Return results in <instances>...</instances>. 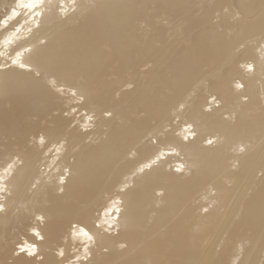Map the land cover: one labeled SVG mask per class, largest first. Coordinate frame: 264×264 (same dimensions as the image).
<instances>
[{
  "label": "bare ground",
  "instance_id": "bare-ground-1",
  "mask_svg": "<svg viewBox=\"0 0 264 264\" xmlns=\"http://www.w3.org/2000/svg\"><path fill=\"white\" fill-rule=\"evenodd\" d=\"M182 1L0 0V138H12L24 148L17 159L7 155L0 166V194L9 192L0 200V236H12L0 245V264H154L164 246L165 264L193 258L195 250L187 243L203 238L217 207L212 182L244 178L260 154V147L236 134L245 124L255 131L241 118L256 102L264 107V89L255 90L256 76L264 73V42L258 56L240 60L242 65L229 62V72L211 88L216 96L207 94L187 108L191 120L152 142L124 113L138 105L145 117L161 116L197 72L210 73L223 61L214 35L191 38L174 57V51L161 49L156 32L146 38L134 33V22L148 5L157 13ZM257 4L263 7L264 0ZM147 59L152 61L139 72ZM126 81L123 101L111 105L114 113L105 117L102 112L110 107L102 100L114 84ZM166 84L174 94L163 97ZM42 115L49 117L42 126L28 119ZM70 120L84 128L111 129L106 139L85 142ZM129 139H138L141 150L126 159L130 148L123 146ZM79 141L83 148L78 151L72 147ZM48 146L62 153H54L60 154L55 160L52 155L45 167L54 164L55 170L51 166L45 174L35 153ZM121 151L131 174L114 190L111 165ZM212 189L214 194L205 195L211 207L203 213L207 203L201 194ZM148 203L151 213L144 215L141 206ZM93 204L96 213L89 209ZM246 212L245 222L255 225L264 214V196ZM35 215L43 218L41 225ZM191 220L197 221L195 236Z\"/></svg>",
  "mask_w": 264,
  "mask_h": 264
},
{
  "label": "rangeland",
  "instance_id": "rangeland-1",
  "mask_svg": "<svg viewBox=\"0 0 264 264\" xmlns=\"http://www.w3.org/2000/svg\"><path fill=\"white\" fill-rule=\"evenodd\" d=\"M257 3H259V0H183L176 8H162L157 13L153 6L148 5L145 8L143 15L134 22V33L137 36L146 38L151 32H156L158 41L162 43L161 49L163 51H174V57H176L189 45L191 38H196L202 33L214 35L218 37L219 48L223 52V61H221L219 68L211 70L210 73L204 70L201 74L197 72L195 74L197 76L192 77L184 88L177 91L176 94L169 90L167 84L163 86L161 88V96L165 97L164 94L170 93L174 94L172 99L173 97L175 98L170 105L163 109L161 116L153 113L145 117L144 110L138 105L133 106L130 114L127 112L129 115L124 113V117L131 121L129 123L142 126V136L144 138L155 142L156 136H160L162 132L167 129L177 128L185 119L191 120L190 115L186 112L187 108L193 102L204 99L207 94L213 93V96H216V93L212 92L211 88L218 76L229 72V62L234 61L239 65L241 64L240 60L244 58L246 60L258 56L259 46L264 42V6L259 8ZM73 9L74 7L71 6L67 13H72ZM149 61H152V59L141 62L138 71L140 72L142 69L147 68L150 64ZM132 80L136 79L132 78ZM127 83L126 81L125 85L120 87L117 83L114 84L105 100H102L103 105L110 107L118 101H123L124 97L120 96L121 89L126 88L128 86L126 85ZM261 89H264V73L258 74L255 80V90ZM241 98L242 100L246 99V97ZM91 103L92 100L88 101L89 105ZM214 104L217 105V102ZM262 105V102H256V108H251L241 118L245 123H252L256 130H247V125L245 124L242 127V133L236 134V136L249 139L248 142L260 147V154L254 161L253 170L244 178L217 179L212 182L217 188L215 201L217 207L214 208V212L210 213L211 216H208V220L212 224L209 225L201 240L193 237L187 243V248L195 250V254L185 264H264V214L255 225H249L245 222L246 211L264 196V107L262 108ZM226 106L231 107L232 105L228 103ZM84 110L82 109L81 113H84ZM116 110L118 111L119 109L116 108ZM111 113H114L111 107L108 111L102 112L105 117H110ZM63 114L65 115L66 112L64 111ZM28 119L34 121L38 126H42L49 120V117L45 115L38 117L28 116ZM70 122V126L73 124L79 126L77 127L80 130L79 132L85 134V142L106 139L111 129V126H109L99 130L91 124L84 128L83 124L77 120H70ZM91 122L93 124V121ZM27 138L23 142H26ZM127 141L128 143L123 146V150L125 147L126 149L130 148L126 159L131 156L134 157L133 154L137 149L139 152L141 150L138 139H129ZM16 143L17 141L12 138H0V166L3 164L2 161H7L8 158H5L7 155H13L15 160L17 159L16 153H20L21 149H24L22 144ZM61 143H65V141ZM81 144L82 141L76 142L72 148L79 151L80 148H83ZM64 146L65 144L61 145L63 151L66 150ZM13 148H16V150H13ZM62 149L60 148V151H56L53 150L52 146H48L42 151L40 149V151H36L35 157L37 160L40 159L39 162H41L39 164L40 170L44 169L46 171L44 172L45 174L47 170L51 169H49L51 166V170H55L54 167L56 166L54 164H50L49 167H45V164H49L52 155L61 152ZM122 153L123 151L119 154V160H114L111 165L113 174H111L110 183L114 190L120 189L118 184L123 183L131 174L129 168L123 166L126 159H124ZM58 155L60 154L56 156L54 154V160ZM56 159L58 160V158ZM45 160L48 161L45 162ZM173 168L175 169V167ZM64 170L67 171V167L63 169V172L66 173ZM35 185L36 180L30 187L34 188ZM206 189L209 188L206 187ZM56 191H61V188ZM27 192H30V190ZM159 192L157 193L160 194L161 192ZM215 192L214 189L202 192V201L207 203V206L201 209L203 213L207 207H211L209 205L211 203L206 200V197ZM8 194V191L1 193L0 200L4 199L3 195ZM89 209L96 213L98 208L93 204ZM141 212L144 215H149L151 213L150 204L141 206ZM191 212L194 216L193 210ZM34 219H38L40 225L43 222V218L37 215L34 216ZM196 222L192 220L188 222L191 225L190 230L194 236L198 233V228L194 224ZM95 225L97 226L98 223L96 222ZM192 225L196 230L192 228ZM28 232L30 231L28 230ZM35 238L38 240L40 237L35 236ZM8 239H12L11 232L0 236V245L6 243ZM120 246H124V243ZM166 247L168 248V246H164L163 250H160L163 253L155 254L154 264H165ZM104 250H106L105 247L103 248ZM40 257L41 255H37L36 259Z\"/></svg>",
  "mask_w": 264,
  "mask_h": 264
},
{
  "label": "clouds",
  "instance_id": "clouds-1",
  "mask_svg": "<svg viewBox=\"0 0 264 264\" xmlns=\"http://www.w3.org/2000/svg\"><path fill=\"white\" fill-rule=\"evenodd\" d=\"M262 46H264V45H262ZM249 67H251V65H249Z\"/></svg>",
  "mask_w": 264,
  "mask_h": 264
},
{
  "label": "snow or ice",
  "instance_id": "snow-or-ice-1",
  "mask_svg": "<svg viewBox=\"0 0 264 264\" xmlns=\"http://www.w3.org/2000/svg\"><path fill=\"white\" fill-rule=\"evenodd\" d=\"M209 143H211V141H209Z\"/></svg>",
  "mask_w": 264,
  "mask_h": 264
}]
</instances>
